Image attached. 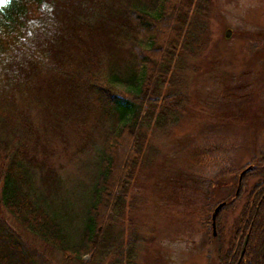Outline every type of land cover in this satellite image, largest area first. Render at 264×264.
Wrapping results in <instances>:
<instances>
[{
    "label": "trees",
    "instance_id": "obj_1",
    "mask_svg": "<svg viewBox=\"0 0 264 264\" xmlns=\"http://www.w3.org/2000/svg\"><path fill=\"white\" fill-rule=\"evenodd\" d=\"M208 15V0L0 4V207L41 248L27 245L0 216V264H50L46 252L69 264H134V244L128 240L123 255L121 233L110 241L109 230L133 205L123 196L146 165L147 132H167L185 111L181 90L161 91L200 53ZM38 110L49 120L37 121ZM87 121L99 140L92 146L93 182L76 221L60 200L61 179L49 165L44 135L66 141V131ZM248 177H257V185L225 246L217 218L237 198L221 201L217 235L209 238L216 244L215 264H264V172L246 174L241 188Z\"/></svg>",
    "mask_w": 264,
    "mask_h": 264
},
{
    "label": "rangeland",
    "instance_id": "obj_2",
    "mask_svg": "<svg viewBox=\"0 0 264 264\" xmlns=\"http://www.w3.org/2000/svg\"><path fill=\"white\" fill-rule=\"evenodd\" d=\"M208 10V36L200 53L185 61L177 81L161 91L181 90L185 111L167 132H147L148 150L142 148L146 165L135 171L123 196L125 205H133L119 226L109 230L110 241L121 233L123 255L127 241L134 244V264H215L210 214L222 199L237 198L236 206L217 218L225 246L257 180L248 177L236 190L241 170L257 164L254 160L264 152V0H208ZM225 30L231 32L228 39ZM37 115V121L49 120L43 110ZM64 137L66 141L44 135L49 165L61 179L60 200L77 221L95 174L92 146L98 143V132L87 121ZM0 216L23 234L1 207ZM21 236L41 251L37 240ZM46 253L50 264H69L56 252Z\"/></svg>",
    "mask_w": 264,
    "mask_h": 264
},
{
    "label": "water",
    "instance_id": "obj_3",
    "mask_svg": "<svg viewBox=\"0 0 264 264\" xmlns=\"http://www.w3.org/2000/svg\"><path fill=\"white\" fill-rule=\"evenodd\" d=\"M230 30H225L224 31V34H223V37L225 39H228L229 36H230ZM246 171L243 170L242 172H240L239 176H238V179H237V186H236V190L239 188L240 186V182H241V177L242 175L244 174V172ZM224 206V202H221V203H218L217 205H215V207L213 208L211 214H210V218H209V221H210V228H211V236L212 237H215V225H216V218H217V215L219 213V211L221 210V208ZM245 242H246V237L244 238L243 240V243H242V247H241V251H243V248H244V245H245Z\"/></svg>",
    "mask_w": 264,
    "mask_h": 264
},
{
    "label": "flooded vegetation",
    "instance_id": "obj_4",
    "mask_svg": "<svg viewBox=\"0 0 264 264\" xmlns=\"http://www.w3.org/2000/svg\"><path fill=\"white\" fill-rule=\"evenodd\" d=\"M259 159H260V161L259 160H254V158H253V160L257 163V164H254L253 163V166L252 165H247L246 167H244L242 170H245L246 169V171L244 172V174L242 175V177H241V181H242V178L246 175V174H249V173H251V172H253L254 171V169L256 168V167H258V169L259 170H263V172H264V152H259ZM252 160V159H251ZM256 165V166H255ZM241 170V171H242ZM240 174V173H239ZM239 176V175H238ZM241 185V184H240ZM254 185H257V183L255 184H253V185H251L250 186V190H249V193L246 195V197L247 196H249L250 195V193H251V190H252V188L254 187ZM237 193V192H236ZM236 193H235V195L234 196H236Z\"/></svg>",
    "mask_w": 264,
    "mask_h": 264
},
{
    "label": "snow or ice",
    "instance_id": "obj_5",
    "mask_svg": "<svg viewBox=\"0 0 264 264\" xmlns=\"http://www.w3.org/2000/svg\"><path fill=\"white\" fill-rule=\"evenodd\" d=\"M4 2V0H0V3H3Z\"/></svg>",
    "mask_w": 264,
    "mask_h": 264
}]
</instances>
